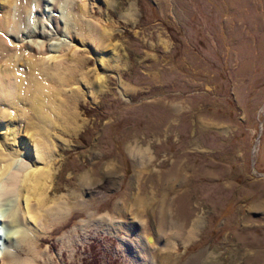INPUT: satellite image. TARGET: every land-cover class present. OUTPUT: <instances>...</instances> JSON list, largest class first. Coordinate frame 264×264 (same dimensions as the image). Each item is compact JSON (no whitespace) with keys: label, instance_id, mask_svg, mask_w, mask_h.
Returning <instances> with one entry per match:
<instances>
[{"label":"rangeland","instance_id":"obj_1","mask_svg":"<svg viewBox=\"0 0 264 264\" xmlns=\"http://www.w3.org/2000/svg\"><path fill=\"white\" fill-rule=\"evenodd\" d=\"M74 3L34 264H264V0Z\"/></svg>","mask_w":264,"mask_h":264},{"label":"bare ground","instance_id":"obj_2","mask_svg":"<svg viewBox=\"0 0 264 264\" xmlns=\"http://www.w3.org/2000/svg\"><path fill=\"white\" fill-rule=\"evenodd\" d=\"M84 13V6L74 0H0V225L5 228L0 227L2 264H7L14 249L22 247L29 256L17 264H34L38 256L34 235L40 227L44 229L40 220L44 214L39 207L52 183L50 137L55 131L63 134L67 122L74 121L76 116H68L66 107L78 92L73 77L77 67L65 68L62 64L67 46L50 41L58 36L73 41V30ZM87 29L97 41L109 34L90 23ZM106 55L110 58L112 53ZM54 59L58 62L52 65ZM77 196L72 197L74 201ZM70 206L61 198L53 201L45 214L60 216ZM198 221L193 220L188 232H183L184 240L192 237ZM177 236L172 233L169 240ZM167 255L164 257L171 256Z\"/></svg>","mask_w":264,"mask_h":264},{"label":"water","instance_id":"obj_3","mask_svg":"<svg viewBox=\"0 0 264 264\" xmlns=\"http://www.w3.org/2000/svg\"><path fill=\"white\" fill-rule=\"evenodd\" d=\"M263 108H264V103L262 104V109H263ZM263 113H264V111H263ZM259 131H260V125H259ZM258 135H259V134H258ZM258 135H257V137H256L255 142H257Z\"/></svg>","mask_w":264,"mask_h":264}]
</instances>
